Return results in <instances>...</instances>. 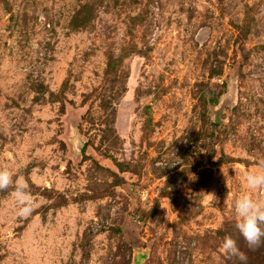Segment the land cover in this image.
Returning <instances> with one entry per match:
<instances>
[{"label": "rangeland", "instance_id": "1", "mask_svg": "<svg viewBox=\"0 0 264 264\" xmlns=\"http://www.w3.org/2000/svg\"><path fill=\"white\" fill-rule=\"evenodd\" d=\"M260 160L264 0H0V264H264Z\"/></svg>", "mask_w": 264, "mask_h": 264}, {"label": "clouds", "instance_id": "2", "mask_svg": "<svg viewBox=\"0 0 264 264\" xmlns=\"http://www.w3.org/2000/svg\"><path fill=\"white\" fill-rule=\"evenodd\" d=\"M257 171L245 174L244 180L249 192L241 195L234 202L236 216L235 227L246 242L249 250L264 246V199H254L252 193L264 194V160L257 164ZM13 189L18 208L17 215L27 218L35 209L31 203L28 185L19 178H14L7 168H0V191ZM220 251L228 256L236 257L240 264H247V255L240 251L237 242L232 236H225Z\"/></svg>", "mask_w": 264, "mask_h": 264}]
</instances>
